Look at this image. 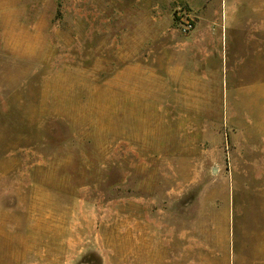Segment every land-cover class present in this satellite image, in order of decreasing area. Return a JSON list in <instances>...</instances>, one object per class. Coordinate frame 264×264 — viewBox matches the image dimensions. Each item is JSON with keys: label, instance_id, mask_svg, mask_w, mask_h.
<instances>
[{"label": "rangeland", "instance_id": "rangeland-1", "mask_svg": "<svg viewBox=\"0 0 264 264\" xmlns=\"http://www.w3.org/2000/svg\"><path fill=\"white\" fill-rule=\"evenodd\" d=\"M0 264H264V0H0Z\"/></svg>", "mask_w": 264, "mask_h": 264}, {"label": "crops", "instance_id": "crops-1", "mask_svg": "<svg viewBox=\"0 0 264 264\" xmlns=\"http://www.w3.org/2000/svg\"><path fill=\"white\" fill-rule=\"evenodd\" d=\"M215 26H217V24H213V23H209L207 24L205 27H197L195 29V31L193 32V36L190 38L192 41L191 43V50L195 52V54H199V55H203L204 56V61H205V65L206 68H211V71L213 68L218 69V66L216 65V42L220 39L221 42L223 41L224 38H227L229 35V31L231 32V38L233 41H235L237 44L240 41V37L242 35V33L244 32V28L237 25L236 23H228L225 21V23H221L220 29L219 31L215 30ZM241 32V33H240ZM252 39L254 40L255 34H252ZM253 42V41H252ZM132 38H127L125 40V45L124 48H120V51L118 50V54L119 55H123L125 58H131L134 54V52H137L138 54V48L136 50H134L132 52ZM143 46L141 45L140 47V53L141 56H143V54L146 52L145 50H143L142 48ZM123 52V54H122ZM237 54V51H236ZM234 55L233 59H235V57L237 55ZM234 64H237L236 62H234ZM214 65V66H213ZM219 72V69H218ZM207 77V75H205ZM234 79V78H233ZM235 81L232 82V85L234 87V94H239L240 91H242L243 89L238 85V81L236 79H234ZM204 85L203 86H196V84H192L190 83L187 87L189 88V92L191 93H195L197 91V88H199L198 91L201 92H209V85H208V79H204ZM255 84L250 85V87L252 86V88L250 89V92H254L255 91ZM258 87V90H260V87ZM235 99V97H234ZM237 99V97H236ZM237 110H233V116L235 114Z\"/></svg>", "mask_w": 264, "mask_h": 264}]
</instances>
